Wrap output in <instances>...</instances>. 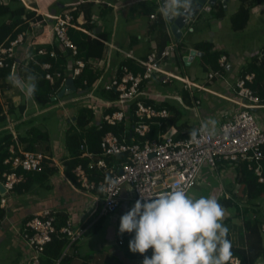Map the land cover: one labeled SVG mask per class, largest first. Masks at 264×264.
I'll return each instance as SVG.
<instances>
[{"label":"built area","instance_id":"2783aa9c","mask_svg":"<svg viewBox=\"0 0 264 264\" xmlns=\"http://www.w3.org/2000/svg\"><path fill=\"white\" fill-rule=\"evenodd\" d=\"M9 1L0 0V3L7 4ZM19 1L27 10L35 11L36 14L43 16L40 22L32 23L31 26L38 30L45 23L44 28H42L44 30L43 34L50 37L49 41L46 42L50 45L57 42L61 52L70 51L74 57V61L69 64V71L66 76H62L61 72L53 73L51 62L41 63L42 68L46 71L45 78L50 83H54L56 78L62 77L59 93L64 92V94L69 91L67 82L72 80L75 87L74 91L79 94L77 96L79 98H74L73 101L81 99L79 100V106L92 108L98 125H101L102 122L109 125H119L126 121L128 116L132 115V113L129 114L128 107L138 97L155 101L154 104H146L143 101L135 103L133 133L129 139L123 136L122 138L117 137L111 132L104 135L98 159H96V154L88 150L86 143H82L81 158L87 157L90 159L88 167L90 169L98 168L103 175L108 176L106 181H91L82 165L74 169L77 183L81 185L79 189L94 201L93 214L101 203L100 216H114L121 207L124 206L127 210L133 206L137 199H141V197L152 198L160 191L171 190L174 185L184 187L187 194H189L193 187L204 182V169L216 171L220 161L231 163L234 167L240 163H245L248 170L254 172L257 176L258 182L264 184V99L258 96L250 86L255 81V73H246L245 75L242 73L234 83H230L226 78L223 79L222 72H208V83L219 79L228 87L229 94L222 95L223 97L219 96L216 92H212L202 85H196L192 81L190 83L187 77L175 72L177 67H172L174 66L173 57L178 52L179 43L173 41L161 53L154 50L145 60L136 61V64L144 68L143 73L135 74L129 67L123 66L118 69L119 72L116 71L110 78L104 80L100 72L106 71L103 66L105 54L99 60L94 58L83 60L76 57L78 47L70 38L69 29H82L75 23L76 19L73 14L75 8H69L60 13L55 11L43 14L33 7L28 0ZM213 8L214 4H211L210 0H204L194 17L185 24L188 27L187 32L193 30V22L202 12L211 14ZM163 17L168 20L166 16L163 15ZM150 18L155 19L156 14H152ZM82 31L91 35L85 29ZM33 37L34 33L27 36L26 33H20L8 44L6 42L0 44V68L9 67L8 61L11 60L13 61L11 68L19 65L24 71L30 58V50L35 49L33 47ZM24 44H26V49H24L26 54L22 55V58L20 56L18 62V48ZM105 44L107 43L105 42ZM107 46L112 48L110 44H107ZM195 53L194 57L199 56L198 50H195ZM38 54L41 56L49 55L55 60L60 56L55 49L48 51L41 48L38 50ZM263 56L264 50L256 55L257 59H261ZM218 63L221 68L228 69V56L222 55ZM86 69L100 73L97 81L89 91H85L82 86L76 87L74 82ZM155 81L162 85L179 82L184 85L185 90H190L194 85L199 90L224 98L231 103V106L218 111L219 115L214 116L212 119L210 118L212 115L202 120L200 118L198 124L189 131L187 136L177 138V131H174V134L162 135V133H159L157 137L149 138L153 125L162 126L163 121L170 118L167 108L158 107L167 97L157 93H155V97L146 95L148 92L154 94L152 83ZM82 85H87V81L84 80ZM97 88L113 93L116 97L114 99L102 98L95 93ZM2 94L0 88V97ZM58 94L53 99H59ZM175 98L180 99V97ZM0 104L2 103L0 102ZM66 104L67 101L61 102L62 106ZM193 104L195 107H199L200 100H194ZM112 108H114L113 112H107ZM66 114L69 116L67 112ZM74 115L69 119L65 117L68 120L66 122L68 127L69 121L74 118ZM210 121L215 122L214 134L200 136L198 141H194L190 133L194 129H199L202 122ZM10 130H12L16 139L15 131L11 127ZM139 138L140 140H138ZM9 151L11 155L5 159L4 164H11L14 169L22 167L25 171H41L45 160L51 159L53 165L58 161L56 158H50V155L44 152L21 151V155H19L13 144L9 147ZM122 155H124L123 160L109 164L108 159L118 158ZM57 165L59 164L57 163ZM2 179L0 184L4 186L5 193L2 194L1 206L6 207L8 200L4 196L24 178L22 174L12 171L3 173ZM97 188L100 194L95 193ZM227 198H229L228 195ZM240 208H242V205H240ZM57 213L53 209H43L33 215L23 225L24 227L22 226L16 230V233L21 236L30 251L29 258L23 261L22 264H43L45 248L54 237L66 240L67 245L60 256L53 259L51 264H64V260L71 256V250L73 249V253L78 254L75 245L85 235L87 229L84 227L75 228V222L72 219H67L65 225L57 226ZM4 221L5 219L0 220V226ZM119 244L123 245V241H119ZM144 255L139 257L142 264ZM228 261L230 264H243L241 259L235 256ZM89 264L95 263L89 262ZM258 264L264 263L259 262Z\"/></svg>","mask_w":264,"mask_h":264},{"label":"trees","instance_id":"16d2710c","mask_svg":"<svg viewBox=\"0 0 264 264\" xmlns=\"http://www.w3.org/2000/svg\"><path fill=\"white\" fill-rule=\"evenodd\" d=\"M250 1V2H248ZM260 2V0H240L241 6L239 10L232 16V27L234 30L244 29L249 20H250V11L253 5L256 2ZM248 2V4H247ZM255 2V3H254ZM16 4L17 6H14ZM247 4V5H246ZM91 4L85 5V14H86V25H82L83 29H87L94 33L95 37L88 35L82 30L76 28L69 29V35L72 41L78 47V55L77 58L88 60L91 58L101 59L106 50L105 42L108 41L109 36L105 31L96 32L97 26L95 23L91 22ZM103 13L108 12L109 10L105 9ZM75 19H77L79 12H73ZM225 14L222 6L218 7V12L216 16L218 18L223 17ZM0 16H5L6 21L0 24V44L13 40L20 33L32 34L33 28L31 26L32 23L40 22L43 17L40 15H36L34 11H29L25 9L23 4L19 0H10L7 4L0 3ZM77 21H75L76 23ZM45 23L41 28H44ZM168 29L165 19L161 14L155 18L151 27L150 34H152V38L156 41L157 44V52L161 53V51L170 43V37L168 35ZM181 42H179L180 45ZM33 44L36 45L35 49L30 50V58L27 63V67L22 73L23 79H25L28 75L33 76L34 83L36 84L35 91L32 95V98L42 107L48 106L50 104H55L58 99H53L61 89V83L63 78H59L55 80L54 83H50L49 80L45 78L46 71L42 68L41 63L43 62H51L52 69L54 72H61L62 76H66L69 71V64L74 61V57L71 55L70 51L63 53L59 50L58 43L53 42L52 45L48 43H41L38 40V37H33ZM46 49L48 51L55 49L60 56L57 60L51 58L49 55H39V49ZM195 49L202 52V57H200L203 70L205 72L210 71H220L226 75V69L221 68L218 60L222 55H226V52L223 50L215 49V45L211 41L200 42L196 44ZM75 57V58H76ZM182 58V57H179ZM145 60V59H144ZM13 61L9 60V67L0 68V88H8L9 80L11 74V66ZM127 66L129 69L135 73H143L144 68L136 64L132 59H126L121 63L120 67ZM245 75L246 73H255V81L251 86V88L256 92L258 96L264 99V56L261 59H257V57L252 58V61L248 63L247 66L243 68L241 74ZM100 73L98 71H91L90 69H86L77 79H75L76 87H83L85 91H89L93 84L97 81ZM87 81V85L83 86V81ZM57 93V94H56ZM98 94L106 99H114L116 95L113 93L106 92L104 90H100ZM181 97L186 104H191L190 93L182 90ZM137 101H143L146 104H154L155 101L153 99H147L143 97H138L133 100L129 105V114L128 119L119 125H109L105 122H102L101 125H98L96 121V115L92 108L86 106H78L76 107V115L74 116V121L71 119L69 122V127L65 131V145H64V153L59 158L60 165H53L51 159L45 160L43 164V169L41 171H25L22 167H18L14 169L11 164H4L6 158H8L11 153L9 151V147L13 144L15 146L17 154L21 155V151H29V152H38L36 151V143L40 141H49V134L47 131L40 129L35 126L32 120H22V113L24 112L26 105L24 103H20L17 106H14L10 103L8 107L7 114L3 112V107L0 104V122L8 123L7 127H4L0 130V180L2 179L3 173H10L15 171L17 174L23 175V180L16 184L13 189L8 192L4 198L7 200L11 197L16 196H24L26 194H40L43 190L47 189L48 191L52 189L53 185H51L50 179L58 174L60 171V167H63V173L68 180H70L76 187L80 188V184L77 183V179L74 173V169L82 165L90 180L98 182L99 180L106 181L108 179L107 175H103L102 171L98 168L90 169L88 167V163L90 161L89 158L84 157L81 158V145L82 143H86L88 150L92 153L96 154V159H98V155L101 153V141L104 135L111 132L117 137L122 138L125 137L129 139L132 132V124L135 121L134 112H135V103ZM158 105V107L167 108L170 113V118L167 121H163L162 126L153 125L149 138L157 137L159 133L162 135L174 134V131H177V138L184 137L189 134V132H185L186 123L180 124L179 122L184 117V111L178 105L177 102H173L171 100L163 101ZM18 109V119H20V123L16 125V139L14 138V133L10 130V118L16 115ZM114 108L109 109L107 112H113ZM10 115V116H9ZM140 140V138L138 139ZM85 141V142H84ZM21 148V149H19ZM50 149V148H48ZM50 155V158H56L54 152L47 153ZM124 159V155L118 158L108 159L109 164L118 163ZM227 162H218L219 166H223ZM264 167V161H263ZM217 168V169H218ZM236 169V180L240 182L246 190L247 193V202L248 204H253L254 201L260 200L264 196V184L258 182L257 176L254 172L248 170L247 165L245 163H240L235 167ZM95 193H99L100 191L97 188ZM3 195L0 193V220H6L8 207L1 206V200ZM222 199V198H221ZM230 198L222 199L219 203L224 206H232ZM8 203V202H7ZM236 213L243 217L244 228L246 232V240L247 247L246 249H238L232 247V257H238L241 259L243 264H257L259 261H264V241L261 232L262 220L259 215H252L249 212V207H245L244 210L240 208V206L235 205ZM131 208V207H130ZM129 208V209H130ZM127 209L125 212H127ZM101 212V203L94 213L93 217L87 221V223H94L86 232L87 235L96 232L99 228L102 227V223L105 219V216H100ZM254 212H257L254 211ZM241 213V214H240ZM124 214V213H123ZM64 214L57 213V222L56 223H66V218L62 216ZM33 217V216H31ZM31 217H28L29 219ZM27 218L26 222L29 220ZM65 219V220H64ZM96 221L94 222V220ZM57 225V224H56ZM59 226V225H57ZM24 227V226H23ZM229 236V235H228ZM121 238H123V244L125 245L127 252L130 256L140 257L141 254L131 253L128 249V242L131 239V234L125 233L122 234ZM230 238V237H229ZM67 245L66 240L59 239L54 237L52 241L47 244L44 252V263L43 264H51L53 259L60 256L62 250ZM79 254V253H78ZM147 256H150L151 250H147ZM73 255V256H72ZM77 256V254L72 253L71 256H68L64 260V264H71V258ZM81 264H89V261H84ZM226 264H230L229 261Z\"/></svg>","mask_w":264,"mask_h":264},{"label":"crops","instance_id":"0c3cea01","mask_svg":"<svg viewBox=\"0 0 264 264\" xmlns=\"http://www.w3.org/2000/svg\"><path fill=\"white\" fill-rule=\"evenodd\" d=\"M151 1L152 0H113V2H111L107 0H70L64 2V4H60L58 3L57 0H51L52 4H51V9L49 11L43 8V6L40 7L39 5H37V2L31 5L35 7L40 13L43 14L52 13L53 11L60 13L69 8L70 9L75 8L76 10L74 12L76 11L79 12L78 17L76 19L77 21L76 24H78L80 27L82 25H86L87 23L85 18L86 17L85 5L87 4L93 5L91 9V22L96 24L97 33L100 31H105L108 33L109 39L106 43L112 46V48H110L109 46H107V44H105L106 50H105V59L103 66L106 71L100 72L104 80H106L107 78H110L116 71H118V69L121 66V63L126 59H132L134 62L139 60H144L147 58V56L150 53H152L154 50H157L156 41L152 38V34H150V27L155 19H151L150 16L152 14H156L157 17L159 14L162 15V13L160 12L161 0H153L156 1L154 5L146 4L147 2H151ZM233 1L236 0L215 1L214 8L212 10V13L210 14L212 21L210 20L211 23L208 24L209 34L212 39H214L215 35L219 31H221L222 28L221 19L225 17L226 10L229 9V6ZM237 1L239 5L237 9L234 11V14L239 10L241 6L240 0ZM260 3L261 0L260 2L259 1L256 2L251 8L250 13L252 12L259 13ZM219 6H222L225 12L224 16L221 18H218L216 16ZM105 9L107 10L110 9V10L108 12H105L106 13L105 15L101 14V12L103 13L104 11H106ZM107 14L113 15V20L115 18L114 20L115 24L117 23L119 16L120 17L122 16L129 25L130 27V28L128 27L129 30H133L131 31V34H129L130 31H124L119 35L117 32H115V29H113V31L111 32H108L106 29L107 28L106 22L103 21V18ZM166 24H167L168 33L170 34V42L173 41L178 43L181 42L176 56L173 57L174 66L172 67L174 68L177 67L178 69H181L185 66L186 67L190 66L194 64L195 61H197V59H199L200 63H202L200 59V57H202L203 54L202 52L200 56H195L193 60L189 62V64H187L183 59L185 57L190 56V52L192 49H195L196 44L206 41H211L215 45V49L223 50L226 52V55L228 56L229 59V68L226 69V75L222 73L223 74L222 77L223 79L226 78V80L229 81L230 83L235 82L236 78L240 76L243 68L247 66L249 63V62H246L245 64L237 63L234 65V63L231 61L233 60V58L229 55V53H227L225 46L219 42H214V40H208L207 37H205L202 40L192 41L190 45L186 44L185 40L188 37H191V35L196 32L197 25L196 26L193 25V30L191 32H187L188 27L185 26L181 30L182 35L180 36V40H177L172 34L170 27L171 25L167 20H166ZM81 29L83 30L82 27ZM38 30H40L38 33V40L41 42L45 41L44 43H47L46 41H49L50 37L48 35L43 34L44 30L42 28L41 29L39 28ZM87 31L90 32L92 37H95L93 32L89 30ZM24 49H26V45H23L20 48H18V59H17L18 62L20 60V56L22 58L23 57L22 55L26 54L24 53L25 51ZM22 73L23 70L19 67V65L11 68L9 87L8 88L1 87L2 93L4 94L9 93L14 95V97L9 98V100L7 101V102H11V104H13L14 106H17L22 102V100H20V96H22V91L16 84H14V80L16 78H20V79L22 78V80H24L22 77ZM227 73H229V75ZM187 78L188 81L191 83V79L189 77ZM215 81H217L216 83L217 85H219L218 82L223 84L219 79H216ZM193 82L196 85H202L195 81ZM100 90L102 89L97 88L95 90V93L98 94ZM214 91L219 96L229 94V90L227 92L216 91V90ZM219 96H215V97L219 98L220 100H223L226 103L225 106L224 104H222L223 106L221 107L222 109L231 106L230 102ZM0 102L2 101L0 100ZM218 104L219 102L217 101L216 105ZM1 105L3 107V112L7 113L10 103L9 104L2 103ZM187 105L191 106L195 111H197V114H195L194 116H197L199 120H200L199 115L203 116V118L201 119H204L213 114L212 110H210V108H212V103H210L208 106H204L203 100H201L199 107H195L192 102L191 104H187ZM25 112H26V108L23 113ZM74 114L76 113L74 112ZM9 118L11 122L9 127H11L15 131L16 125L20 123L21 120L18 119L14 121L15 120L14 118L12 117ZM25 119L27 118L22 116V120ZM1 129H3V127L2 128L0 127V130ZM38 152H42V151H38ZM57 163L60 165L59 162ZM227 167H228L227 164H224L221 167L219 166V168L215 172H210L207 169H204L203 175L204 177L210 176V177L221 178V172L227 170L226 169ZM59 171L60 172L58 174L54 175L50 179L51 185H53L51 190L48 191L47 189H45L39 195L30 193L24 196H20V197L16 196L8 199L7 218L4 221V223H2V225L0 226V245H3L5 243L7 245L6 246L7 249L10 248V251L13 253L14 256L12 264H22L23 261L29 258V253H30L26 243L21 238V236L16 233V230L20 229L26 223L28 217H31L36 213L41 212L43 209L49 208L57 211L58 213L64 214L62 216L66 218V221L67 219H72L75 222L74 227L77 229H79V227H84L88 230L94 224V223H87V221L91 219L94 215L93 214L94 201L88 195L84 194L83 191H81L78 187L72 184L70 180L66 178V176L63 173V167H60ZM227 180L230 182L231 186H233L231 192H229L228 189H225L222 183H220L219 187L215 189L213 188V191L210 193V196L215 197L219 202L221 200V197L217 196L219 191L221 192L225 191L223 194L224 199H228L227 198L228 195L230 200H232L231 202L233 203V205H238V206L243 205L242 210H244L245 207H249L250 208L249 212H251L252 215L257 214L261 218L263 222L261 227V232H262V236H264L263 234L264 233V211H263L264 196L260 200L254 201L255 206L253 207L252 206L253 204L251 205L248 204L247 202V193L245 187L236 180V169L234 173L230 174V176H227ZM119 210H122V214L125 213L126 211L124 206L121 207ZM256 210L257 212H254ZM243 216L244 215L242 214L240 217H237L238 220L240 221L239 223H237L236 220L234 219H230L226 222L223 221L224 224L227 225L229 228L228 235L233 242V247L238 249H246L247 247ZM120 217L121 216L117 217V215H115L114 217L115 220H113V224H109L108 226V230H113L112 231L113 235L108 234L109 238L105 239L102 242V244L97 246L98 250H96L94 254L89 255V253H86L85 255L84 254L81 256L79 255V259L74 258L76 257L74 256L71 258L72 259L71 264H81L84 261L86 262L94 261L96 264H142L139 257L135 258L133 256H130L127 252L125 245L119 244V241H123V238H121L122 234L118 233V227H116L115 224L119 223L117 222V219L118 218L120 219ZM95 221L96 219L94 220V222ZM57 225L61 226V225H65V223H57ZM89 235L85 233V235H83L78 240L77 244L81 242L84 236H89Z\"/></svg>","mask_w":264,"mask_h":264},{"label":"rangeland","instance_id":"374dc122","mask_svg":"<svg viewBox=\"0 0 264 264\" xmlns=\"http://www.w3.org/2000/svg\"><path fill=\"white\" fill-rule=\"evenodd\" d=\"M58 3L64 4V2L70 1V0H57ZM113 2V0H107ZM29 3L34 4L37 2V5L40 7L43 6L46 10L51 9V0H28ZM156 1L147 2V5H154ZM54 3V2H53ZM239 3L238 1L231 2L229 9L226 10L225 17L221 19V31H219L214 39L211 38L209 34L208 24L211 23L212 18L210 17V13L202 12L195 20L193 25L196 26V32L191 35V37H188L185 40V43L190 45L192 41L202 40L205 37L208 38V40H214V42H219L223 44L227 50V53L233 58L231 60L234 65L237 63L245 64L246 62H251L252 58H254L257 54L261 53L264 50V0H261L260 3V11L259 13H251L250 20L247 24V26L244 29L241 30H234L232 27V21L231 18L234 14V11L237 9ZM14 6H17L14 4ZM60 8V7H59ZM65 9V8H64ZM97 9V7H96ZM95 9V10H96ZM115 20V18H114ZM113 20V15L107 14L103 21L106 22V29L108 32L113 31L115 29V32H117L119 35L124 31H130L129 34H131V31L129 30V25L124 20V18L119 16L117 23L115 24ZM211 20V21H210ZM6 21L5 16H0V24L4 23ZM128 21V20H127ZM129 27V28H128ZM175 72L180 74L184 77H189L191 81H195L199 84L205 85L213 90L216 91H222L227 92L228 87L225 84L217 85V81H213L212 83L207 82V72L203 70L202 63H200V60L197 59L194 64L190 66H185L181 69H175ZM229 75V73H227ZM15 89V88H13ZM152 89L154 91V94H151L148 92L147 96H153L155 97L156 94H160L162 96H165L167 100H171L173 102H177L178 105L182 108L184 111V117L179 122L180 124L186 123L187 127L184 131H190L193 129L192 127L197 125L199 122V119L197 116H194L197 114V112L189 105H187L182 97L181 92L184 89V85L179 82H173L169 85H162L158 81H155L152 83ZM195 93L196 98H202L203 105L208 106L210 103H212V116L211 119L215 116H218V111H220L226 103L223 100H220L219 98L210 95L206 92H203L201 90H195L193 91ZM9 94V93H8ZM2 94L0 97L1 103L7 104L9 98L14 97L13 94ZM8 95V96H7ZM79 94L77 92H72L70 94H67L63 96L61 99L59 98L58 101L55 104H50L48 106L42 107L39 104L36 103V101L31 97L27 98L22 92V96H20V100H22L21 103H24L26 105V112L22 113V116L27 118L25 120H32L34 125L39 127L42 130H45L49 134V141H40L36 143L37 151H42L44 153H50L54 152L56 155V159L59 160V158L62 156L64 151V145H65V131L68 128V120L66 119L68 117L71 118L74 115V110H76V106L80 105L81 99H76V101H73L74 98L77 97ZM100 96V95H99ZM180 97V99L175 98ZM16 98V95H15ZM72 100V101H70ZM62 101H67V104L65 106L61 105ZM192 101V98H191ZM217 101L219 102L218 105ZM9 104V103H8ZM19 104V103H17ZM18 109L16 115L13 116L16 121L18 118ZM66 112L69 114V116L66 114ZM66 117V118H65ZM200 118H203V116H200ZM24 119V118H23ZM202 120V119H201ZM8 123L6 122H0V127L4 128L7 127ZM50 148V149H48ZM228 167L227 170H224L221 172V178L218 177H204L203 183L193 187L189 191V195L193 196L194 198L199 197L200 195L204 196H210V193L213 191V188H217L220 186V183L225 187V189H228L229 192L232 191L233 186H231L230 182L227 180V176H230V174L235 172V168L233 164H227ZM210 171V170H208ZM215 172V170L210 171ZM204 176V175H203ZM225 191H219L218 197L224 198L223 194ZM222 200V199H221ZM238 201V200H237ZM225 209V215L223 218V221L226 222L230 219L236 220L237 223L240 221L237 217H240L238 213H236V207L235 205L224 207ZM264 211V209H263ZM122 210H118L116 213L117 217L121 216ZM241 214V213H240ZM115 215H108L105 216V219L102 223V227L98 229L96 232L90 234L89 236H84L81 242L79 244L76 243L75 249L78 251V255L74 258L79 259V255H85L86 253L94 254L96 250H98V245L102 244V242L105 239L109 238L108 234H112L113 230H108L109 224H113V220H115ZM119 218L117 219V222H119ZM223 222V223H224ZM116 227H118V224H115ZM264 234V233H263ZM108 235V236H107ZM113 235V234H112ZM264 239V236H263ZM12 242V241H11ZM10 244V243H9ZM12 245V244H11ZM7 245L4 243L3 245H0V264H12L13 263V253L10 251V248L7 249ZM74 249L71 250L73 253ZM88 255V254H87ZM94 262V261H89ZM95 263V262H94ZM96 264V263H95Z\"/></svg>","mask_w":264,"mask_h":264},{"label":"clouds","instance_id":"9594fccd","mask_svg":"<svg viewBox=\"0 0 264 264\" xmlns=\"http://www.w3.org/2000/svg\"><path fill=\"white\" fill-rule=\"evenodd\" d=\"M191 4L192 0H161V12L172 20L185 15ZM33 33L34 37H38L39 31L35 27ZM33 47L36 48V45ZM34 79L28 75L24 80L16 78L14 84L25 97L31 98L36 88ZM195 90L199 89L193 85L185 91L190 93L192 103L194 100L201 103L202 98L194 96ZM214 123L202 122L199 129L190 133L192 139L198 141L200 136L213 135ZM224 215L225 209L215 197L200 195L194 198L187 194L184 187L174 185L171 190L160 191L152 198L137 199L121 215L118 233L131 234L128 242L131 253L144 255L151 249L150 256L144 255L143 264H226L232 257L233 242L228 236V226L223 223ZM259 262L264 263L263 260Z\"/></svg>","mask_w":264,"mask_h":264},{"label":"water","instance_id":"95a60500","mask_svg":"<svg viewBox=\"0 0 264 264\" xmlns=\"http://www.w3.org/2000/svg\"><path fill=\"white\" fill-rule=\"evenodd\" d=\"M216 0H210L211 4H214ZM204 2V0H192V4H191V8L189 11H187V13L185 15H182L180 17H177L175 19H168L169 24L171 25V31L173 33V35L176 38H180L182 32L181 30L184 28L185 24L187 23V21L191 18L194 17V15L196 14V12L198 11V9L200 8L201 4ZM55 12V11H53ZM52 12V13H53ZM195 50L192 49L190 52V56L189 57H185L184 61L189 64V62H191L194 58L195 55ZM202 53H198V55L200 56ZM67 85H69V91H66L65 94H70L72 92H74L75 87L73 86V81L69 80L67 82ZM64 92H60L58 94V97H62L65 95ZM0 193L4 194L5 193V188L3 185L0 184Z\"/></svg>","mask_w":264,"mask_h":264}]
</instances>
